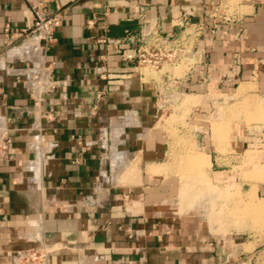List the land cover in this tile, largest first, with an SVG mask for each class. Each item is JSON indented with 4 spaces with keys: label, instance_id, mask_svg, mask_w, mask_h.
Returning <instances> with one entry per match:
<instances>
[{
    "label": "crops",
    "instance_id": "obj_1",
    "mask_svg": "<svg viewBox=\"0 0 264 264\" xmlns=\"http://www.w3.org/2000/svg\"><path fill=\"white\" fill-rule=\"evenodd\" d=\"M33 3L63 15L45 48L20 36ZM227 3L0 0V133L11 140L0 148V264L43 244L56 249L49 264H247L182 210L183 178L167 166L169 136L156 126L159 91L171 81L190 103L201 99L193 109L202 116L237 95L264 100V0ZM184 13L218 22L216 32L177 25ZM149 29L179 41L182 75H150L128 58ZM212 137V128L210 138L197 135L209 178L247 194L255 187L261 198L264 122L232 121L227 154ZM260 169V179L245 180ZM241 254L250 263L252 250Z\"/></svg>",
    "mask_w": 264,
    "mask_h": 264
},
{
    "label": "rangeland",
    "instance_id": "obj_2",
    "mask_svg": "<svg viewBox=\"0 0 264 264\" xmlns=\"http://www.w3.org/2000/svg\"><path fill=\"white\" fill-rule=\"evenodd\" d=\"M237 2L238 0H228L226 9ZM185 69L186 65L182 62L175 66L165 64L163 71L174 70L175 75L180 76ZM145 71L151 74L157 72L151 67H147ZM168 95V103L157 117L156 126L157 130L161 129L169 136L167 166L183 177L184 211L189 215H200L204 220V229L213 234L222 245L231 248V258L235 262L264 264V195L259 198L255 187L247 194V188L241 184L216 186L205 173L206 167L211 166L210 156L205 154L204 144L197 138V135L210 138L212 128L216 149L227 154L230 123L234 120L247 122L249 125L264 122V100L258 96L237 95L235 101L219 102L213 115L202 116L193 109V104L199 103L200 98L190 103L189 96L184 94L182 96L171 92ZM202 124L208 127L203 128ZM201 157H209L210 165L196 164L195 160L199 161ZM237 165L238 169L242 167L240 160ZM262 176L260 169L247 173L245 180H256ZM242 237L249 241L247 245L239 244L243 241ZM244 248L252 250L250 263L241 254Z\"/></svg>",
    "mask_w": 264,
    "mask_h": 264
},
{
    "label": "built area",
    "instance_id": "obj_3",
    "mask_svg": "<svg viewBox=\"0 0 264 264\" xmlns=\"http://www.w3.org/2000/svg\"><path fill=\"white\" fill-rule=\"evenodd\" d=\"M62 21L63 15L60 11H48L44 4L33 3L31 8V22L28 27L23 30L20 36L38 37L45 48L55 41V30L61 26ZM175 21L177 25L182 26L185 29L192 28L197 35H201L207 31L215 33L218 27V22H213L211 24L203 22L193 23L186 13L182 14L180 18ZM5 31L7 33L6 39L11 41L13 36H9V26L6 27ZM138 40L142 43V46L135 54L129 55L128 58H137V63L141 70L151 67L158 72L164 68L165 64L175 66L180 64L183 59L184 52L180 47L179 41L170 36L163 35L157 30H147ZM110 42L115 44L119 43L118 40H111ZM116 51L118 53L120 52L119 49ZM150 75L152 74L150 73ZM177 86L178 85L174 81H171V83L168 84L170 91L167 90V86H163L160 89V110L163 111L166 107V104L168 103L167 99L169 97L168 94H171V92L175 94L180 93L178 89H176ZM10 142L11 140L9 137L2 134V137L0 138L1 150L5 151ZM55 252L56 249L47 244L23 250L18 253L16 264H49V258Z\"/></svg>",
    "mask_w": 264,
    "mask_h": 264
},
{
    "label": "bare ground",
    "instance_id": "obj_4",
    "mask_svg": "<svg viewBox=\"0 0 264 264\" xmlns=\"http://www.w3.org/2000/svg\"><path fill=\"white\" fill-rule=\"evenodd\" d=\"M187 95L188 94H185V96L187 97ZM261 108V107H260ZM2 137V133L0 134V138ZM189 163V162H188ZM195 163L196 164H203V163H208L209 164V157H201V159H199V161H198V159L197 160H195ZM152 167H150L149 169H151ZM152 169H154V167L152 168ZM157 168L155 167V169L154 170H156ZM153 170V171H154ZM157 171V170H156ZM149 173H150V171H149ZM153 174H154V172H153ZM152 174V175H153ZM157 174V173H156ZM189 175V174H188ZM183 178V177H182ZM183 181V180H182ZM202 184V183H201ZM205 185V184H204ZM211 185V184H210ZM202 187V186H201ZM184 188H185V185H183V192H184ZM205 189V188H204ZM228 193V192H227ZM184 194V193H183ZM193 202V201H192ZM189 203V202H188ZM192 204V203H191ZM197 204V203H196ZM171 207V206H170ZM181 208V207H180ZM182 210H184V208L182 209ZM181 209H180V211H182ZM192 210V209H191ZM176 211V210H175ZM193 212H194V210H192ZM197 211V210H196ZM199 211V210H198ZM177 212V211H176ZM184 212V211H183ZM178 213H179V211H178ZM183 214V213H182ZM186 214V213H185ZM190 214V213H189ZM188 214V215H189ZM206 217V216H205Z\"/></svg>",
    "mask_w": 264,
    "mask_h": 264
}]
</instances>
